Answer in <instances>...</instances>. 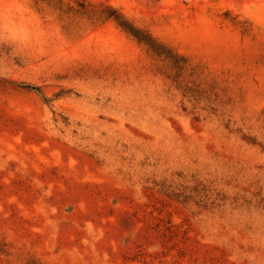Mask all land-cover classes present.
I'll return each instance as SVG.
<instances>
[{
    "label": "rangeland",
    "instance_id": "obj_1",
    "mask_svg": "<svg viewBox=\"0 0 264 264\" xmlns=\"http://www.w3.org/2000/svg\"><path fill=\"white\" fill-rule=\"evenodd\" d=\"M0 264H264V0H0Z\"/></svg>",
    "mask_w": 264,
    "mask_h": 264
}]
</instances>
